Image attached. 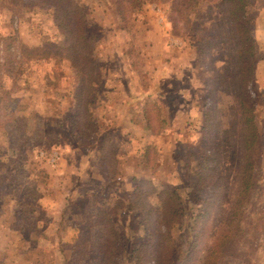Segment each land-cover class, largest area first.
Returning a JSON list of instances; mask_svg holds the SVG:
<instances>
[{
    "label": "rangeland",
    "instance_id": "374dc122",
    "mask_svg": "<svg viewBox=\"0 0 264 264\" xmlns=\"http://www.w3.org/2000/svg\"><path fill=\"white\" fill-rule=\"evenodd\" d=\"M78 1L92 24L99 65L93 103L85 107L93 115L98 111L94 119L108 128L117 158L103 174L101 154L88 141L92 135L75 149L70 143L69 118L80 103L82 77L65 51L55 54L65 39L56 0H0V73L10 68L16 74L5 78L1 98L8 100L5 91L12 90L10 97L22 98L30 108L21 113H29L30 125L18 124L27 142L15 158L8 153L10 140L0 134V159L9 163L0 178V259L5 253L8 264H64L58 242L88 236L94 202L116 194L132 209L119 210L114 218L121 237L112 247L122 252L121 264H264V0L247 6L256 40L250 90L260 134L257 146L247 151L228 4ZM34 47L47 57L32 59ZM162 73L171 78L166 89L181 88V97L166 93L170 104L165 100L160 116L168 121L158 124L155 100ZM150 118L153 129L146 123ZM8 120L0 107V130ZM204 148L220 156L222 185L215 198L199 181ZM247 153L255 162L256 182L232 218ZM135 185L146 194L139 203ZM34 187L39 197L50 199L34 202ZM71 187L78 194L74 203L66 200ZM172 190L176 194L168 198ZM172 200L179 208L176 220L164 222ZM160 245L159 253L149 256Z\"/></svg>",
    "mask_w": 264,
    "mask_h": 264
},
{
    "label": "trees",
    "instance_id": "16d2710c",
    "mask_svg": "<svg viewBox=\"0 0 264 264\" xmlns=\"http://www.w3.org/2000/svg\"><path fill=\"white\" fill-rule=\"evenodd\" d=\"M193 2L194 0H187ZM255 0H221V3L228 4V16L230 28L233 33V39L235 46L237 48V90H238V109L240 110L239 115L241 119L239 124L242 128V141L244 143L245 150H250L254 146H257L260 139V134L258 126L256 123V101L253 97L252 91L250 90V84L252 82L254 72H255V62H256V40L252 33L250 19L247 13V6L254 4ZM78 0H56V11L58 12L59 25L62 27L63 35H65L64 41L61 42L60 46H57L56 53L60 54L62 51L66 52L65 58L68 59L72 66L78 71L81 79V91L76 96V99L80 101L77 103V106L73 107L75 110L72 111L71 117L69 118L70 123L69 127L72 129V133H68L70 137L71 145L75 149L79 146V142H85L88 140L89 135H92L91 140H88L92 147L96 150L98 149L99 154H101V162L105 169H102L103 174L110 173L111 166L117 158V153L115 154L112 151L111 138L109 136V130L105 127L99 125L98 117L94 119L98 111L88 112V109L85 107V104L91 106L93 103L91 91H94L95 86V74L99 68L98 61L96 59V42H94L95 34L92 30V24L90 23L88 12L85 7L80 4ZM34 52L33 55H30L33 59L40 57H47L42 55V49L40 47L32 48ZM51 50V49H48ZM53 51H49L48 54H52ZM15 59V56H13ZM12 61V60H11ZM9 75V76H8ZM11 75H15L10 68H6L3 74L0 73V107L4 108V111L7 114L8 121H3L4 129H1L0 134L5 135L10 140V147L8 153L11 157L15 158L18 154V146L21 143H26V137L22 135L21 131L18 128L20 120H26L28 125H30V119L28 118L29 113L21 114L22 112H29L30 108L28 105L22 103V98L10 97L12 95V90L5 91V98L9 97L8 100L1 98V94L4 92V81L5 78H12ZM161 84L167 86L170 84L171 78L162 79ZM90 88H89V87ZM89 89H88V88ZM88 90H87V89ZM180 90L165 89L166 92H162V87L159 85L156 90L157 101L155 108H157V123H163L166 120V117L160 116V110H162L163 105L162 101L158 98L160 96L164 97L168 104V100L165 95L169 91H173L180 96ZM178 97V98H179ZM206 105V104H205ZM90 107L91 111H94L96 107ZM84 110L82 111L81 108ZM175 106H173L174 108ZM172 108V111L175 109ZM176 108V107H175ZM29 109V110H28ZM62 124H65L66 121L62 120ZM146 123H148V129H153V120L150 118ZM58 124L61 123L58 121ZM211 124L209 116L206 119V129ZM154 127V126H153ZM95 129V130H94ZM94 131V132H93ZM220 156L217 152L211 149L204 148L202 153V158L200 159L199 165V181L202 185L206 184V187L213 191V197L219 196V189H221V178L220 173L218 172V165L221 164ZM100 162V163H101ZM9 163L0 159V178H4L5 171ZM101 165V164H100ZM243 176L240 184V194L237 203H235V212L232 215V218L236 214L242 211L241 206L245 202V197H247L248 192L251 187L255 185V179L253 175V170L255 167L254 159L251 154H245V164L243 165ZM218 170V171H217ZM217 171V172H216ZM112 175H115V172L112 171ZM8 180V179H7ZM140 185H135L133 193H135L137 202L144 200L146 194L141 192L139 189ZM34 202L39 198L37 189L34 187L33 190ZM131 192H128L130 195ZM149 194V193H147ZM176 191L172 190L168 198L175 196ZM78 195V194H77ZM80 195V194H79ZM81 194L80 196H82ZM143 196V197H142ZM75 197V195H74ZM71 197L70 199H74ZM118 197L116 194H106L101 200L94 202L96 207L91 208L89 211L91 214L88 217L89 222V235L86 237H78L72 243L58 242L60 244L59 251L62 253L64 264H121L122 252L117 249L114 250L112 247L113 239L119 240L121 237L120 232H116L115 226V216L119 213V210H132L131 207H124L123 202L117 200ZM171 200V199H169ZM76 199L72 202L74 203ZM213 202L212 200L207 202ZM17 205L23 209L22 204ZM171 204V205H170ZM169 204L170 210L168 211V216L163 218V221L166 220L173 222L176 220L179 208L175 204V200H172V203ZM237 211V213H236ZM17 218V216H14ZM171 217V218H170ZM151 242L149 241V244ZM161 245L150 252L149 256H154L160 251ZM167 249V247H166ZM83 254V256H82ZM141 256V255H140ZM3 259H0V264H8L10 258L7 257V254H2Z\"/></svg>",
    "mask_w": 264,
    "mask_h": 264
},
{
    "label": "crops",
    "instance_id": "0c3cea01",
    "mask_svg": "<svg viewBox=\"0 0 264 264\" xmlns=\"http://www.w3.org/2000/svg\"><path fill=\"white\" fill-rule=\"evenodd\" d=\"M161 77H162V79H165V78H168L169 76L168 75H165L164 73H162L161 74ZM170 78V77H169ZM161 85V87H162V92H166L165 91V89H166V86H164L163 84H160ZM160 101H162V105H163V107H164V97L163 96H160V98H158ZM178 111V106H176V108H175V110L173 111V113H175L176 114V112ZM165 117H167V116H165ZM167 119V118H166ZM166 121H168V120H165V122ZM164 123V122H163ZM74 192V193H73ZM74 195H77V192H75L74 191V189H73V187H71V189H70V195L68 196V198H66V200L68 201L71 197H74ZM45 198L46 200H48V199H50V197L47 199V195L46 194H44V195H40V197L38 198V200L37 201H41L42 200V198ZM36 201V202H37ZM51 230H53V229H51Z\"/></svg>",
    "mask_w": 264,
    "mask_h": 264
},
{
    "label": "built area",
    "instance_id": "2783aa9c",
    "mask_svg": "<svg viewBox=\"0 0 264 264\" xmlns=\"http://www.w3.org/2000/svg\"><path fill=\"white\" fill-rule=\"evenodd\" d=\"M52 160H54V158H52Z\"/></svg>",
    "mask_w": 264,
    "mask_h": 264
}]
</instances>
